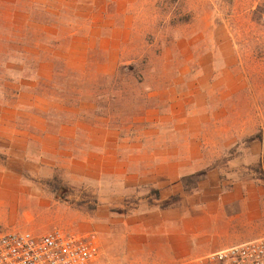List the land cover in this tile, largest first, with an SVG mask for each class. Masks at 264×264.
I'll list each match as a JSON object with an SVG mask.
<instances>
[{
    "label": "rangeland",
    "instance_id": "374dc122",
    "mask_svg": "<svg viewBox=\"0 0 264 264\" xmlns=\"http://www.w3.org/2000/svg\"><path fill=\"white\" fill-rule=\"evenodd\" d=\"M199 134L217 186L258 180L263 159L242 160L264 137V0H0V234H94L92 264H170L116 225L175 206L172 155L194 167Z\"/></svg>",
    "mask_w": 264,
    "mask_h": 264
},
{
    "label": "crops",
    "instance_id": "0c3cea01",
    "mask_svg": "<svg viewBox=\"0 0 264 264\" xmlns=\"http://www.w3.org/2000/svg\"><path fill=\"white\" fill-rule=\"evenodd\" d=\"M180 113L183 120V104ZM194 141L197 157L194 167L185 161L192 156L186 154V145L183 152L172 155L179 158L178 168H181L178 170L180 184L176 188L182 194L175 206L123 215L116 225L117 233L121 232L123 239H130L132 250L155 254L159 263L201 264L223 249L264 235V181L234 180L227 188L222 184L217 186L212 181L219 175L218 170L205 168L202 163L206 148L204 139L199 134ZM247 144L248 158L242 161L248 166L259 164L264 156V144L261 141H248ZM201 173L206 176L198 182L195 199H191L192 195L184 192L188 189L183 185V178ZM202 184L212 187L205 190ZM165 189L159 187V201L168 199ZM161 256L163 260L160 261Z\"/></svg>",
    "mask_w": 264,
    "mask_h": 264
},
{
    "label": "built area",
    "instance_id": "2783aa9c",
    "mask_svg": "<svg viewBox=\"0 0 264 264\" xmlns=\"http://www.w3.org/2000/svg\"><path fill=\"white\" fill-rule=\"evenodd\" d=\"M100 255L96 235L53 230L0 234V264H92ZM212 264H264V235L208 257Z\"/></svg>",
    "mask_w": 264,
    "mask_h": 264
},
{
    "label": "trees",
    "instance_id": "16d2710c",
    "mask_svg": "<svg viewBox=\"0 0 264 264\" xmlns=\"http://www.w3.org/2000/svg\"><path fill=\"white\" fill-rule=\"evenodd\" d=\"M248 141L249 142L261 141L264 143V137L262 134H258L254 137H251ZM255 172L259 175L258 180L264 181V156L262 162L260 163V165L258 166ZM202 177H203V173L185 177L183 178V185L186 188L188 187L189 182H192V185H194L192 188H194L197 186L198 182L201 180Z\"/></svg>",
    "mask_w": 264,
    "mask_h": 264
}]
</instances>
